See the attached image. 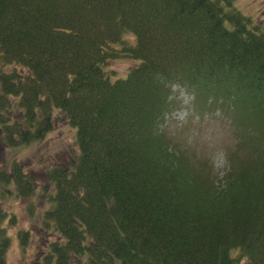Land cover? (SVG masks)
Instances as JSON below:
<instances>
[{"label":"trees","instance_id":"16d2710c","mask_svg":"<svg viewBox=\"0 0 264 264\" xmlns=\"http://www.w3.org/2000/svg\"><path fill=\"white\" fill-rule=\"evenodd\" d=\"M118 58L124 77L105 71ZM173 84L244 139L222 174L165 130ZM58 119L74 146L42 183L0 167V199H43L36 264H264V24L236 0H0V142L41 143Z\"/></svg>","mask_w":264,"mask_h":264},{"label":"rangeland","instance_id":"374dc122","mask_svg":"<svg viewBox=\"0 0 264 264\" xmlns=\"http://www.w3.org/2000/svg\"><path fill=\"white\" fill-rule=\"evenodd\" d=\"M237 7L253 17L254 22L264 24V0H236ZM134 66L128 58L111 60L105 67L106 73L113 77H124ZM173 99L172 110L164 127L171 141L178 149L184 151L195 161H207L215 174H222L227 166L226 155L235 149L242 150L240 143L244 141L236 127L230 123L229 116L214 111L204 117H198L192 107L193 95L185 87L171 86ZM53 130L43 142L30 145L5 148L0 142V167H10L13 161L22 162L26 170L32 172L38 183L45 179L44 167L56 160L68 158L74 146V130L58 119ZM33 204L36 212L33 217L28 214V207ZM45 207L43 199L35 196L30 200H22L7 195L0 199V209L7 215L4 225L12 237L11 246L6 254L7 264H36L38 250L44 246L43 232L38 226L39 212ZM29 231V242L17 238L19 231Z\"/></svg>","mask_w":264,"mask_h":264}]
</instances>
